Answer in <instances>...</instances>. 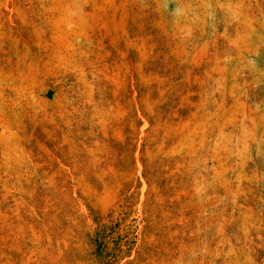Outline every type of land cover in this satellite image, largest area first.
<instances>
[{"label": "rangeland", "instance_id": "obj_1", "mask_svg": "<svg viewBox=\"0 0 264 264\" xmlns=\"http://www.w3.org/2000/svg\"><path fill=\"white\" fill-rule=\"evenodd\" d=\"M0 264H264V0H0Z\"/></svg>", "mask_w": 264, "mask_h": 264}]
</instances>
